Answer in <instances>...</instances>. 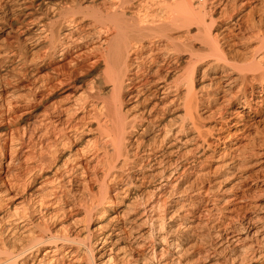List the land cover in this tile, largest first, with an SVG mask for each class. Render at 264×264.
<instances>
[{
	"label": "bare ground",
	"instance_id": "1",
	"mask_svg": "<svg viewBox=\"0 0 264 264\" xmlns=\"http://www.w3.org/2000/svg\"><path fill=\"white\" fill-rule=\"evenodd\" d=\"M258 123L264 0H0V264H264Z\"/></svg>",
	"mask_w": 264,
	"mask_h": 264
},
{
	"label": "rangeland",
	"instance_id": "2",
	"mask_svg": "<svg viewBox=\"0 0 264 264\" xmlns=\"http://www.w3.org/2000/svg\"><path fill=\"white\" fill-rule=\"evenodd\" d=\"M66 5H69V3H67ZM64 15H65V16L68 15V16L71 17V16H73L74 14H73V12H69V13H68V11H67L66 14H64ZM64 15H63V16H64ZM74 16H75V15H74ZM186 67H187V65H184V66H183V69H185ZM56 98H59V97H56ZM258 127H259L260 130H264V124L258 123ZM251 131H252V130H251ZM223 135H226V132H224ZM213 149H214V151L216 152V154L221 153V152L223 153L224 150L226 149V146L223 145L222 143H217V145H215V146L213 147ZM252 199H257V198H253V197H252V198L250 199V201H252ZM259 199H260V200H259ZM259 199H258V201L260 202V206H259V208H260V207L263 208V207H264V206H263L264 203H262V202H263V196H261Z\"/></svg>",
	"mask_w": 264,
	"mask_h": 264
}]
</instances>
